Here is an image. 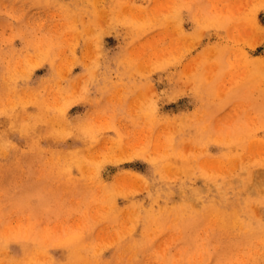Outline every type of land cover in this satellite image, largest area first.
I'll list each match as a JSON object with an SVG mask.
<instances>
[{"label": "rangeland", "instance_id": "374dc122", "mask_svg": "<svg viewBox=\"0 0 264 264\" xmlns=\"http://www.w3.org/2000/svg\"><path fill=\"white\" fill-rule=\"evenodd\" d=\"M262 61L264 0H0V264H264Z\"/></svg>", "mask_w": 264, "mask_h": 264}, {"label": "bare ground", "instance_id": "6f19581e", "mask_svg": "<svg viewBox=\"0 0 264 264\" xmlns=\"http://www.w3.org/2000/svg\"><path fill=\"white\" fill-rule=\"evenodd\" d=\"M95 2H96V0H93V3L95 4ZM91 11V10H90ZM95 19V18H94ZM263 63H264V61H262ZM26 114H27V116H26ZM42 113L38 110V111H36V114H35V112H34V110H33V112L32 111H27V112H25V113H23V117L25 118V119H21V120H26V121H29V122H31V124H33V122H34V120H39V116L41 115ZM11 114L9 113V115H8V119H7V121H6V128H14L15 129V126H16V123H15V121L14 120H11ZM80 117H82V116H80ZM80 117H77V119H74V120H72L73 122H81V121H79L78 119L80 118ZM84 117H82V119H83ZM84 119H86V118H84ZM44 120V119H43ZM43 120H41V121H43ZM37 125V124H36ZM35 125V126H36ZM4 126H5V123H4ZM21 127L23 128V127H25V125H23L22 123H21ZM30 128V127H29ZM27 132H31V133H33V135H34V138H35V142H33L32 143V145L30 146V147H32V148H37V147H39V143L37 142V139H39V137H41L42 136V133L41 132H37V130L36 129H29V130H27ZM21 138H20V140H23V138H24V136H20ZM28 137H33L32 135H30L29 134V136ZM75 137H78L77 135H75ZM61 138H63V137H60V138H58L59 140L61 139ZM11 149H13V150H18V149H21V147L19 146V145H17L15 142H13L12 140H9L8 139V142L6 143ZM80 147H81V144H79V145H74V146H71L70 147V149H66V148H56L55 150L56 151H54L53 150V148H52V150H51V152H54V153H60V154H63V153H65L67 156H69V157H74V156H76L78 153H80ZM29 148V147H28ZM78 165H80V164H78ZM150 165H152V169L153 170H157V165H158V163L157 162H154L153 160H152V162L150 163ZM132 174H134V172H132V171H126V172H123L121 175H132ZM255 180V179H254ZM262 187H263V185H262ZM260 188V187H259ZM262 189V188H261ZM260 189V190H261Z\"/></svg>", "mask_w": 264, "mask_h": 264}]
</instances>
